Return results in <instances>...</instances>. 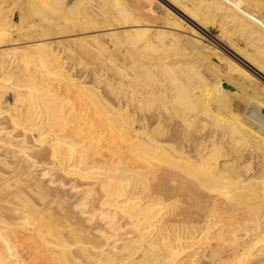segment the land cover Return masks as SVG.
I'll use <instances>...</instances> for the list:
<instances>
[{
	"label": "bare ground",
	"instance_id": "6f19581e",
	"mask_svg": "<svg viewBox=\"0 0 264 264\" xmlns=\"http://www.w3.org/2000/svg\"><path fill=\"white\" fill-rule=\"evenodd\" d=\"M263 11L0 0V264H264Z\"/></svg>",
	"mask_w": 264,
	"mask_h": 264
},
{
	"label": "rangeland",
	"instance_id": "374dc122",
	"mask_svg": "<svg viewBox=\"0 0 264 264\" xmlns=\"http://www.w3.org/2000/svg\"><path fill=\"white\" fill-rule=\"evenodd\" d=\"M233 5H235L236 3L233 1V3H232ZM153 10H154V14L152 15L153 17H154V19H155V23L156 24H160V23H162V21H163V11H162V9L159 7V5L158 4H154V6H153ZM195 29L199 32V33H201V34H203L202 32H201V30H200V27L198 28H196L195 27ZM204 33L205 34H203V38H204V42H206V43H211V44H213V45H217V46H219L218 44H217V42H216V40H214L213 39V36H215L216 35V33H217V31H216V29H214V28H210L208 31H204ZM215 34V35H214ZM216 42V43H215ZM238 44L239 45H242L243 43L240 41V40H238ZM220 47V46H219ZM193 52H194V50H193ZM264 78H259V81L261 82V83H263L264 81Z\"/></svg>",
	"mask_w": 264,
	"mask_h": 264
},
{
	"label": "built area",
	"instance_id": "2783aa9c",
	"mask_svg": "<svg viewBox=\"0 0 264 264\" xmlns=\"http://www.w3.org/2000/svg\"><path fill=\"white\" fill-rule=\"evenodd\" d=\"M262 17L264 18V11L262 12Z\"/></svg>",
	"mask_w": 264,
	"mask_h": 264
}]
</instances>
